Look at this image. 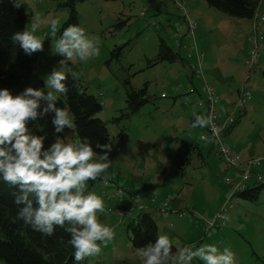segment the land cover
I'll use <instances>...</instances> for the list:
<instances>
[{
	"label": "rangeland",
	"instance_id": "1",
	"mask_svg": "<svg viewBox=\"0 0 264 264\" xmlns=\"http://www.w3.org/2000/svg\"><path fill=\"white\" fill-rule=\"evenodd\" d=\"M20 1L26 15L25 28L30 26L34 17L44 21L36 33L45 40L44 50L38 52L34 72L43 79L45 89V78L54 68H59L60 60L64 59L53 53L50 22L59 21L58 38L69 26L64 27V24L70 9L66 5L67 0ZM180 3L187 16L196 23L194 43L184 34L186 19L182 17L183 9L174 0H78L74 4L76 25L99 42L100 54L87 62L74 57L72 61H66L62 70L72 77L75 73L87 92L99 99L102 109L95 116L106 122L113 141L109 154L111 165L106 172L108 186L104 187L102 178L87 181V186L89 191L96 192L103 199L108 211L98 215L102 222L115 229V238L106 247L102 245L100 255L88 258L89 264H144L143 258L132 247L131 229L127 224H135L143 212H149L159 225L164 220L160 215L164 218L168 215L164 216L157 210L164 203L185 214L182 217L171 214L172 225L168 223L171 230L164 231L169 238L171 233L180 236L178 244L182 247L195 230L189 222L192 218L195 228L201 229L200 225H203L198 231L199 242L204 240L203 244H208V239L221 250L229 247L235 254V264H264V187L254 201L238 199L235 206L227 211L228 219L222 228L224 232H216L218 234L210 237L204 235V231L210 228L209 223L221 211L229 196H235L238 188L226 186L224 181L231 171L213 156L212 145L198 139L199 128H192L190 119L197 106L193 101H190L191 105H186L189 94L185 93L190 72L187 62L198 63L194 55L195 47L207 80L221 92L227 85L232 89L249 85L251 89V100L246 104V110L240 114L238 110L233 120L227 122L236 123V126L228 127L225 142L242 162L264 155V39L259 41L257 63L253 71H248L245 62L253 48L249 40L254 37L253 21L230 17L210 7L205 0H181ZM262 7L264 10V2ZM260 31L264 38V22ZM168 48L175 53L179 49L180 56L174 61L159 59ZM127 80L129 84L125 83ZM144 84L147 85L148 101L128 117L126 87L139 89ZM162 93L164 96H161ZM57 96V106L66 107L63 93H57ZM237 99L235 96L230 102L234 109ZM53 115L35 121L48 141L47 146L58 135L77 140L74 126L71 130L65 129L64 133H55L51 123ZM226 125L222 124V130L226 129ZM191 138L202 145L203 155L212 168L203 165L201 159L194 156L195 153L189 154L188 158L192 159L188 164H181L183 170L176 167L175 151L182 147L183 139ZM257 169L254 170L260 171L264 178V162ZM115 185L126 193L129 201L126 203L128 208L118 212V202L111 199L115 197V192L104 191L110 186L115 188ZM210 188L222 189L221 198ZM191 189L195 211L192 206L181 207L173 203L172 195L177 196L176 200L184 201L180 194L184 198ZM167 190L176 191L170 195ZM150 191L155 193L149 195ZM163 191L169 198L161 195ZM107 194L114 195L108 199ZM133 199L143 204L148 202L149 206L135 207ZM206 205L216 207L210 211ZM114 217L116 221L110 224ZM186 245H193V242ZM191 264L203 262L194 259Z\"/></svg>",
	"mask_w": 264,
	"mask_h": 264
},
{
	"label": "clouds",
	"instance_id": "2",
	"mask_svg": "<svg viewBox=\"0 0 264 264\" xmlns=\"http://www.w3.org/2000/svg\"><path fill=\"white\" fill-rule=\"evenodd\" d=\"M42 23L34 17L30 26L12 36L29 55L44 50L45 40L36 34ZM58 27V20L50 22L51 47L53 53L64 59L45 78L48 91L28 87L13 95L8 89H0V179L17 189L12 193L17 219L43 236L53 235L57 227L63 228L75 250V261L81 262L100 255L102 245L106 247L115 238V229L98 215L108 211L103 199L87 186V181L98 178L108 183L106 172L111 165L112 145L97 142L98 153L87 138L71 140L58 135L45 149V137L29 132V122L49 114H54L51 123L55 133L73 128L69 110L57 106V93L69 91L63 66L74 57L87 62L100 54L99 42L82 27L69 25L57 38ZM73 78L79 77L74 73ZM210 123V117L195 115L192 128ZM136 253L144 264H191L194 259L203 264H235V254L229 247L221 250L214 244L186 245L173 251L171 239L164 234L137 248Z\"/></svg>",
	"mask_w": 264,
	"mask_h": 264
},
{
	"label": "trees",
	"instance_id": "3",
	"mask_svg": "<svg viewBox=\"0 0 264 264\" xmlns=\"http://www.w3.org/2000/svg\"><path fill=\"white\" fill-rule=\"evenodd\" d=\"M76 1L78 0H67L66 2V5H68L70 9V15L64 27H66V25H76L77 23V13L74 8ZM205 1L210 7L237 19L253 21L257 14H264L261 0ZM25 19L24 6L20 0H0V89H8L13 95L22 93L28 87L44 89L43 79L39 74L34 72V63L37 59L38 52L29 55L24 52L18 43L12 40V36L15 33L24 30ZM194 55L198 63H191L189 59H187V61H189L187 64L190 72L187 77L185 90V93L189 94L187 103L192 100L197 106V109L190 115L191 123L193 124L195 122V115H203L207 118V104L209 101L206 88H211L216 102L210 106V109L216 114L220 124H227L226 129L221 132L222 139L224 140L225 132H227L228 127L236 126V123H227L229 118L233 117L238 110L239 114L244 112L246 110V104L251 99L246 101L243 108L239 106H237L236 109H234V107L232 108L227 97L223 96L224 92H221L216 85H212L210 81L207 80V76L203 72V63H200L198 53H194ZM179 56V49L175 53L168 48L160 54L159 59L174 61ZM195 64L198 65V67H195ZM248 71L253 70L248 69ZM65 75L67 76L66 84L68 85L69 91L63 93V99L72 116L77 139L82 140L87 138L94 149L97 142L102 144L111 143L113 146V141L109 136L106 122L95 116L96 113L100 112L102 109L99 99L94 94L88 93L79 79H74L69 73H65ZM125 83L129 84V81L127 80ZM73 85H76V87H73ZM240 87L237 89V97ZM249 87L248 85V88ZM44 91L46 92L45 89ZM146 92V84L139 89H134L130 86L126 87V103L129 110L127 113L128 117L139 110L140 107L148 101ZM161 96H164V94L162 93ZM236 121H238V118ZM197 128H199L200 132L198 133V139L209 146H213L210 141L200 139V135L204 134L210 137L211 133L207 126ZM28 129L31 134L43 137L35 121L29 122ZM47 142L48 141L45 139V149L48 148ZM181 142L183 144L182 147L175 151L174 157L176 167L183 170L184 168L183 166L181 167V164L186 165L189 163L192 157L188 158V156L191 153H195L194 156H197L199 159L203 156L204 160H206L202 152V145H200L199 142L192 141V138L191 140L183 139ZM213 150V156H216L222 161V155L217 151L216 146H213ZM95 151L100 153V149H95ZM255 157H257V155L251 159ZM263 162L264 160L259 165L252 167L253 171L262 166ZM224 182L228 188L235 189L234 182ZM262 187H264V178L262 182H254L253 178H251L246 189L235 190V192L237 191L235 196H233V198L229 196L228 201L233 203V207L238 199L254 201ZM15 191H17L15 187L0 179V264H89L88 258L81 262L75 261V250L68 243L70 237L63 228L57 227L53 235L43 236L31 230V228L24 226L23 222L17 219V206L13 203L14 197L12 196V193ZM225 223L226 220L224 219L223 224L218 222L214 228L210 227L208 229L210 234L206 237H210L214 233L219 232ZM127 226L131 229V242L132 247L135 249L143 247L149 242H154L157 239L158 227L156 221L149 212H143L135 224L128 223ZM175 250L176 247L173 245V251Z\"/></svg>",
	"mask_w": 264,
	"mask_h": 264
},
{
	"label": "built area",
	"instance_id": "4",
	"mask_svg": "<svg viewBox=\"0 0 264 264\" xmlns=\"http://www.w3.org/2000/svg\"><path fill=\"white\" fill-rule=\"evenodd\" d=\"M179 7L183 9V15L182 17L186 19V30L184 31V34L187 38H190L193 40L194 43V29H196V23L195 21L191 20L183 7V5L180 3L181 0H174ZM264 2V0L262 1ZM261 2V4H262ZM264 22V14L256 15L253 19V30H254V37L249 38V40L253 43V48L249 51L248 58L245 62L246 68L253 70L258 59V47L260 46L259 41L263 40V33H261L260 28L262 27ZM177 33H180V30H177ZM194 47V44H193ZM195 52L197 53L195 47ZM206 94L208 95V111H207V118H211V123L207 126L208 130L210 131L211 135L210 137L207 135H200L201 140H207L210 141L213 146H216L217 151L222 155V162L225 164V167L227 170L231 171L230 176H226V181L228 183L234 182L235 187L238 188V190L243 189L247 187L248 183H250L251 178H253L254 182H262L263 177L262 174L259 172L253 171L252 167L259 165L264 160V155L257 156L251 160L242 162L240 160V157L237 153H235L232 149V147L225 142V140L222 139L221 132H222V124L219 123L217 116L214 112L211 111L210 106L215 101L213 90L211 88H206ZM251 99V89H249L246 85H242L239 89L238 99H237V106L243 108L246 101ZM233 120V117L229 118V122ZM106 186L107 184H104ZM115 194L118 195H124L126 194L123 190L118 189L117 186L115 187ZM237 190V191H238ZM114 194H107V198L110 199ZM128 199V197H127ZM134 200V199H133ZM135 207H144L146 204H143L141 201L134 200ZM157 207V206H156ZM233 207V203L231 201H227L223 204L221 211L214 217V219L209 223L210 227H215L218 222L224 223L223 217L226 216L227 211H229ZM125 210V209H124ZM157 210L161 211L162 214L165 216L169 212H173L178 214L180 217L184 216L185 214L181 211H177L173 208H169L167 206V203H164L163 206H158ZM130 214V211L127 212V215ZM169 225H172L170 223ZM210 233L207 230H205V235L208 236Z\"/></svg>",
	"mask_w": 264,
	"mask_h": 264
},
{
	"label": "crops",
	"instance_id": "5",
	"mask_svg": "<svg viewBox=\"0 0 264 264\" xmlns=\"http://www.w3.org/2000/svg\"><path fill=\"white\" fill-rule=\"evenodd\" d=\"M239 23H241V20H240V22ZM174 42V41H173ZM233 87L232 86H229V85H227V86H224V94H225V96L227 97V99L229 100V102H231L232 101V99L237 95V88H235V89H232ZM192 101V100H191ZM228 102V103H229ZM191 104V102H189V103H187V105H190ZM192 115V114H191ZM233 132V131H232ZM230 134H231V131H230ZM201 159H202V162H203V165H205V166H207V167H209V168H212L211 166H210V164H209V161H208V159H206V160H204V158H203V156H201ZM204 160V161H203ZM220 171H222V170H220ZM179 189H182V188H179ZM211 189V191H213L214 189L213 188H210ZM105 190H106V193H112V192H115V190H116V188H112V186H110L109 188H105ZM151 190L152 191H154V188H151ZM176 190H178V189H176ZM176 190H174V191H168L167 190V192H169L170 193V195H172V193H174ZM152 191H150V192H148L149 193V195L150 194H154V193H151ZM182 191V190H181ZM215 192H218V194H220V198H221V195H222V193H223V191H222V189H219V188H216L215 190H214ZM164 192L165 191H163L162 193H161V195H164V196H167L168 197V195H165L164 194ZM193 189H191V191L190 192H188L187 193V195L186 196H184V198L182 197V195L180 194V197L184 200V201H182V200H176L175 199V197H177V196H174V195H172V197H173V203H176L178 206H184V205H187V206H192L193 207V209H194V211L196 210V207L194 206V204L192 203V198L191 197H193ZM115 197H113V198H111V199H115L117 202H118V208H117V212L118 211H122V210H124V209H126V208H128L127 207V205H126V203H128V199H127V195L126 194H124V195H114ZM169 198V197H168ZM184 202H187V203H184ZM218 202H216V204H217ZM109 204V203H108ZM145 204H147L148 206H149V204H148V202H146ZM110 205V204H109ZM176 205V206H177ZM205 207H207L208 208V210H213L215 207H216V205H213V206H210V205H206ZM149 210H151V211H155V210H153V209H149ZM113 212V211H112ZM158 213V212H157ZM159 214V213H158ZM171 214L172 215H176L177 217H180L178 214H174V213H172V212H170V213H168V215H167V217L166 218H164V217H162L160 214V217L161 218H163L164 220L163 221H161L160 223H159V225L157 224V227H158V234H160V232H162L164 235H165V233H164V231H168L167 229H169V230H171V228H169L168 227V223L169 222H171L172 223V219H171ZM185 217H188V216H185ZM113 221H116V219H115V217L113 218V219H111V221L109 222L110 224H111V222H113ZM189 222H190V224H191V227L193 228V229H195V230H193L194 232H192V236L191 237H187V240L188 241H186V243L185 244H187V243H190V242H193V245L194 246H197V245H199V246H201V245H203V242H204V240H202V241H200L199 242V240L198 239H200V238H198L197 236H198V234H199V232L198 231H200V230H202V228H203V225L201 224L200 225V227H201V229H198V228H195V224L193 223V219L192 218H189ZM108 224V223H107ZM194 226V227H193ZM196 229H198V230H196ZM222 231V229L219 231V232H221ZM225 230H223L222 232H224ZM221 232V233H222ZM216 234H218V233H216ZM171 236H170V239H171V241H172V243H173V245L176 247V249L177 248H181L182 246L181 245H179L178 243H180L181 242V237L180 236H178V237H176L173 233H171L170 234ZM167 236H169V235H167ZM203 239H206V237H204ZM212 241V240H211ZM211 241H209L208 239H207V243L208 244H212V242ZM185 244H184V246H185Z\"/></svg>",
	"mask_w": 264,
	"mask_h": 264
}]
</instances>
